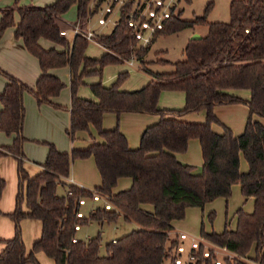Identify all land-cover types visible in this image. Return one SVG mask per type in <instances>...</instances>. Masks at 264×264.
<instances>
[{"label": "trees", "instance_id": "trees-1", "mask_svg": "<svg viewBox=\"0 0 264 264\" xmlns=\"http://www.w3.org/2000/svg\"><path fill=\"white\" fill-rule=\"evenodd\" d=\"M189 3L190 0H184ZM104 0H55L43 6L18 4L0 8V38L8 27L13 28L25 49L38 62L40 75L33 87L0 69L6 78L0 92V131L12 135L9 145L0 146V158L12 156L16 160L17 189L14 207L6 215L13 222V235L0 239V264H40L38 252L50 257L54 264H176L175 248L179 243L173 233V222L183 219L188 207H203L218 197L227 199L233 184L240 185L244 198H253V209L246 212L238 207L234 211L235 226L224 224L220 232H206L200 227V236L209 243L224 247L230 255L220 256L221 264H264V0H231L227 22H208L206 12L193 19L181 18V9L156 28L151 42L158 36L177 33L185 28L206 25L207 31L198 39H189L183 49L184 58L172 62L171 71H152L145 66V56L150 43L138 45L130 26L127 12L132 3L125 2L114 27L107 34L97 35L105 48L99 57L86 55L88 40L77 34L60 35L62 26L57 22L71 7L76 8L77 22L98 12ZM19 19L15 21L14 15ZM45 38L63 47L44 48L39 39ZM136 58L150 74V80L141 88L123 90L121 82L127 72H120L110 85L101 81L90 84L93 99L81 97L77 88L84 77L101 75L108 64L121 63ZM167 62L166 60H160ZM68 67L70 101V139L78 131L90 132L93 127L102 141L91 135L85 148L59 151L53 143L46 142L47 154L41 168L30 175L24 166L22 150L25 107L23 95L30 93L38 104L52 102L64 83L51 73L52 69ZM247 89L248 99L232 93ZM163 91H182L185 102L181 108H162L158 99ZM244 103L248 116L243 132L234 135L219 121L214 106ZM205 111L204 122H187L181 117L190 112ZM116 116L123 112L156 114L159 119L145 127L139 145L131 149L118 126L104 129L105 113ZM218 123L222 132L212 130ZM198 139L202 159L200 171L195 165L180 161L175 153L187 149L188 140ZM240 154L248 169L239 168ZM92 157L99 172L100 185L93 190L110 202L105 208L101 200H93L88 188L69 183L71 165L76 158ZM131 179L128 188L114 192L117 180ZM6 181L0 174V197ZM65 187L57 194V187ZM85 203L80 204L79 199ZM89 207L85 214L83 206ZM151 205L152 209H145ZM81 211L82 215L77 216ZM134 222L138 228L112 239L105 244V255H100L101 233L82 239L77 236L81 226L90 221L99 224L115 222L119 216ZM214 211L207 214L212 222ZM36 219L40 222V236L27 251L22 238L20 221ZM75 226H78L76 229ZM208 257L202 247L194 252L188 264H214L213 252ZM185 264V263H183Z\"/></svg>", "mask_w": 264, "mask_h": 264}, {"label": "rangeland", "instance_id": "rangeland-1", "mask_svg": "<svg viewBox=\"0 0 264 264\" xmlns=\"http://www.w3.org/2000/svg\"><path fill=\"white\" fill-rule=\"evenodd\" d=\"M15 0H0V8L4 7L5 5H12ZM231 0H190L189 3L185 2L184 0H180L178 7L181 9V18L183 19H193L195 16H200L204 13L205 9L208 7L206 12V20L208 22H227L229 20V4ZM6 3V4H2ZM18 4L21 5H34L39 6L34 3V0H18ZM104 3L101 4L103 7ZM103 5V6H102ZM43 6V5H41ZM99 17V13L96 12L91 17H89L85 22L81 25L84 28H90L91 30L95 31L97 35L107 34L112 30L114 27L113 22H109L104 26H101L97 23V18ZM113 21L118 19L117 13H112L110 15ZM76 8L75 6H71L63 16L57 20L58 24L64 27V30L68 31V37H73L70 33V25L76 22ZM207 31L206 25H198L193 28H185L177 33H173L166 36H158L153 42L150 43L149 50L145 56V66L152 70V71H171L173 66L172 62L182 60L184 58L183 49L189 39H191L192 35L198 33L200 35H204ZM9 33L11 37H15L12 32L11 27H8L4 31V35L6 36ZM19 40V39H17ZM42 43L44 46H48L52 42L42 38ZM5 45H8L7 41L5 40ZM140 45V44H138ZM9 46V45H8ZM7 49L0 52V60L5 65V68H9L13 72H17L19 75L28 77L31 73L32 65H37L36 61L33 57L29 54L27 55L28 58L19 59L16 55L9 51L6 52ZM103 52H105V48L98 42L89 41L86 47V55L89 57H99ZM160 60H166L167 62H161ZM2 69H5L0 65ZM68 67H63L59 71V77L61 81L64 83V87L60 91L57 101L61 104V107L57 108L51 105L52 107H48V110H45L44 107L47 106H38L35 102L33 96L26 92L23 96V102L25 106V120H24V134L29 138L23 144V149L26 156L30 159V162H27V165L30 166H37L35 163H43L46 157L47 145L41 136L45 133H48L54 136L56 142H52L57 148L67 150L68 152L71 150V146H80L85 144V142L90 139L89 132L85 133L86 135L81 136L75 134V138L73 140L70 139V136L66 133V128L69 126V112H68V105L70 101V89H69V81H68V74L66 73ZM6 70V69H5ZM66 71V72H64ZM127 72V77L121 82L120 88L125 89L131 88L132 90L141 88L144 86L151 78L150 74L144 70V67L139 62L138 59L134 58L132 63L130 64L128 60H124L121 63H114L108 64L103 67L101 75H89L84 77V84H81L77 88V94L79 96H83L85 98L93 99V95L90 89V84L96 81H101L104 85H110L114 82L115 78L120 72ZM5 81L4 75L0 72V91L3 87ZM238 91L245 92L249 98V90L247 89H240ZM242 99L246 100L244 97L241 96ZM173 101L165 100L164 104H172ZM182 107L185 102V97H183ZM180 101H174V104L178 105ZM232 104H239V103H232ZM244 103L239 104V109H243V115L241 110H235L229 112V116L232 119L233 129L238 130L241 132L243 130L244 121H245V114L247 110L244 108ZM169 105H167L168 107ZM175 106V105H174ZM178 107V106H176ZM181 107V106H180ZM55 108V109H54ZM105 116V115H104ZM223 116V115H221ZM224 116L227 117V115ZM107 117L109 120L107 122L111 123L112 125L118 126L119 122L115 115L113 114H106L102 120V126L104 125V121H106ZM198 119H201L202 122L205 121V114L203 111L197 114ZM219 117V116H218ZM220 118V117H219ZM228 118V117H227ZM221 120V119H220ZM200 121V122H201ZM260 121L264 123V119L260 118ZM129 125H132L131 122L127 121ZM212 127L216 129H220V125L218 123H212ZM120 129V128H119ZM93 137H96V133H91ZM138 136V141H139ZM7 141V135L0 131V143ZM89 160H86L88 159ZM88 163L92 164L93 171L97 175L98 171L97 168L91 160V157L87 158H76L73 162L75 166L76 173L79 175H85L88 171ZM241 166L247 167V162L245 161L244 157L242 156L241 159ZM25 164V165H26ZM197 172L200 171L201 165L195 166ZM4 175L6 185L3 190L4 196V203L3 206L6 207L8 204L10 205L13 199V195L16 191V166L13 162L10 164L3 165ZM26 168V167H25ZM27 170V169H26ZM28 171V170H27ZM29 173V171H28ZM30 174V173H29ZM90 174V170H89ZM66 181L69 182L68 178ZM237 184V183H236ZM88 188V187H87ZM93 189V188H88ZM65 193V187L58 186L57 187V194L61 195ZM101 204V202H92L89 203L87 206H83L82 211L86 214L88 212L89 207ZM242 206L243 209L251 210L252 209V200L248 199L246 201L243 200L239 185L231 187L230 196L226 199L223 197L216 198L211 203H208L204 206V209L201 210L199 207H188V210L185 211V215L183 219L179 220L175 226L177 228V232H186L190 235L196 236L200 238V220L203 222L204 230H213L215 232H220L223 230L224 224L227 223L228 227H233L235 223L234 211L237 207ZM1 209V207H0ZM213 209L214 217L212 222H210L207 217L206 213L208 210ZM2 211V210H1ZM3 212V211H2ZM2 216V215H1ZM0 216V217H1ZM10 218L7 216L4 218H0V237H5L6 234H11L10 238L13 235V225H11ZM12 221V220H11ZM30 221V220H28ZM39 223V222H38ZM30 222H26L22 230L25 232L23 233L25 241L27 240V247L30 249L32 245V241L35 238V228L34 225H29ZM40 227V226H39ZM138 228V225L134 222H127L123 219L120 215L115 222L110 223H103L99 224L96 221H90L87 225L81 226L80 230L77 232V236L82 239H87L89 237L95 236L97 232L100 231L101 233V244H100V255H105V244L115 238H119L120 236L130 232L132 229ZM38 234H40V228L38 229ZM172 235H176L175 231L171 233ZM8 236V235H7ZM40 236V235H38ZM23 238V237H22ZM5 239V238H4ZM23 239V241H24ZM2 243L0 242V245ZM207 244V243H206ZM3 247V244H2ZM2 248H0L1 251ZM28 249V250H29ZM27 250V251H28ZM228 253V252H226ZM220 256H224L221 252L218 253ZM230 255V253L228 254ZM36 258L40 264H54L53 260L46 256L43 252H40L36 255Z\"/></svg>", "mask_w": 264, "mask_h": 264}, {"label": "crops", "instance_id": "crops-1", "mask_svg": "<svg viewBox=\"0 0 264 264\" xmlns=\"http://www.w3.org/2000/svg\"><path fill=\"white\" fill-rule=\"evenodd\" d=\"M1 1H3V0H1ZM33 1V0H32ZM53 1H55V0H34V3L36 4V5H39V6H41V5H46V4H49V3H51V2H53ZM1 4V3H0ZM2 4H6V3H2ZM8 5V4H7ZM7 5H5V6H7ZM14 19H15V21H17L18 19H19V16H18V14L17 13H15V15H14ZM64 27H62V29H63ZM11 29H12V32H13V28L11 27ZM65 29V28H64ZM14 35V34H13ZM17 39H19V40H17ZM42 39V38H41ZM41 39H39V44L42 46V47H44V48H55V49H57V50H61V49H63V47L62 46H60V45H58V44H55V43H51V44H49L48 46H44V44L42 43V40ZM5 40L7 41V43H8V45H5ZM5 49H7L6 50V52H9V51H11V52H13L15 55H16V57H18L19 59L21 58V59H26V58H28V54L31 56V57H33L34 59H35V61H36V64L37 65H32V69H31V73L28 75V77L26 78V77H24V76H21V75H19L17 72H13V71H11L9 68H5V65L3 64V62L0 60V65L2 66V67H4L5 69H2L1 67H0V69L1 70H3L4 72H6V73H8L9 75H12V76H14V77H16V78H18L19 80H21L24 84H26L27 86H29V87H33L34 86V84H35V81H36V79L38 78V76L40 75V68H39V66H38V62H37V59L33 56V55H31L26 49H25V47H24V45H23V43H22V41H21V39L20 38H16V37H11V35H9V33L5 36L4 34L2 35V37L0 38V52H2L3 50H5ZM27 54V55H26ZM63 68V67H62ZM62 68H56V69H52L51 70V73L52 74H54V75H56L57 77H59V71L62 69ZM67 71V72H66ZM66 71H64V72H66L67 74H68V81H69V77H70V75H69V69H67ZM60 78V77H59ZM6 78H5V81H4V84H3V87H4V85H5V83H6ZM3 90V88L1 89V91ZM123 90H125V89H123ZM126 90H132L131 88H126ZM238 90H240V89H237V90H232L231 92L232 93H234V94H236V95H238V96H242V97H244L245 99H248L247 97H248V95H246V93L245 92H241V91H238ZM0 91V92H1ZM26 93V92H25ZM24 93V94H25ZM93 95V94H92ZM24 96V95H23ZM249 96H250V92H249ZM57 97L58 96H56V97H54V98H52V102H54V103H56V104H59V105H61L58 101H57ZM81 97H83V96H81ZM183 97H184V93L182 92V91H163V92H161V94H160V96H159V99H158V105L160 106V107H162V108H181L182 107V102L181 101H183ZM33 98H34V96H33ZM92 98H94V96L92 97ZM35 99V98H34ZM165 100H171V101H173L172 102V104H164L165 103ZM174 101H180V103L178 104V105H176V104H174ZM35 102L37 103V101H36V99H35ZM23 104H24V102H23ZM240 104V103H239ZM239 104H220V105H216V106H214V113H215V115H216V117L219 119V121L221 122V123H223L225 126H227V127H229L230 129H231V131L233 132V134L234 135H239V134H241L242 132H243V130H241V132H238V130H234L233 129V123H232V119L230 118V116H229V112H231V111H235V110H241V113H242V115L244 114L243 113V109H239ZM37 105L38 106H40V105H42V106H47V107H44V109L45 110H48L47 108L50 106V107H52L51 106V104H48V103H41V104H38L37 103ZM167 105H169L168 107H167ZM175 105V106H174ZM176 106H178V107H176ZM181 106V107H180ZM25 107V106H24ZM0 108H1V104H0ZM244 108H245V110H247V113L245 114L246 116H245V121H244V125H245V122H246V119H247V116H248V106L245 104L244 105ZM55 109V108H54ZM201 111H203L204 112V114H205V111L204 110H200V111H197V112H190V113H187V114H185V115H183L182 117H181V119L182 120H184V121H187V122H200L201 121V119H198V117H197V114L199 113V112H201ZM224 113H225V115H227V117L226 116H224ZM106 114H113V115H115L114 113H105L104 115L106 116ZM103 115V117H105ZM221 115H223V116H221ZM220 118H219V117ZM115 117L118 119V120H120V124H119V128H120V131L125 135V137H126V139H127V142H128V146H129V148H131V149H134V148H137L138 147V145H139V141H138V136L140 135L141 136V134H142V132H143V130L145 129V127H147L148 125H151V124H153V123H155L158 119H159V117H158V115H156V114H148V113H135V112H123V113H121L120 115H118V116H116L115 115ZM253 118H255V119H257V120H259L260 121V118L261 117H258V116H254L253 115ZM221 119V120H220ZM264 119V118H263ZM24 120H25V117H24ZM102 120H103V118H102ZM107 120H109V117H107V119H106V121H104V125H103V128L104 129H111V128H113L114 126L112 125V122L111 123H109V122H107ZM127 121H129V122H131L132 123V125H129L128 124V122ZM202 122V121H201ZM261 122V121H260ZM263 125H264V123L263 122H261ZM211 128H212V130H214L215 132H218V133H221L222 132V127H220V129H216V128H214V127H212L211 126ZM243 129H244V126H243ZM66 130V129H65ZM90 132L88 133L89 134V136L91 137V133H93L94 134V128L93 127H91L90 128V130H89ZM22 132H23V135L26 137V140H29V138L24 134V122H23V129H22ZM85 133H87L86 131H78L77 132V135H81V136H84V135H86ZM95 133H96V131H95ZM96 135H97V133H96ZM93 136V135H92ZM12 135H7V141L5 140V142H3V143H0V146H2V145H9L10 143H11V141H12ZM42 138H43V140L44 141H46V140H48L49 142L50 141H54V142H56V140H55V138H54V136H52V135H50V134H48V133H45L43 136H41ZM97 141H102V138L101 137H99L98 135L96 136V137H94ZM25 140V141H26ZM139 140H140V137H139ZM24 141V142H25ZM90 142H91V138L90 139H88L86 142H85V144H83V145H80V146H74V145H72L71 146V149L72 148H85L86 146H88L89 144H90ZM50 143H52V142H50ZM24 144V143H23ZM57 148V147H56ZM59 151H65V152H68L67 150H63V149H59V148H57ZM22 150H23V153H24V157H25V161H24V166L26 167V169L29 171V173H30V175H34L36 172H38L39 171V169L41 168V166H40V164L41 163H38V162H36L35 164L37 165L36 167L34 166H30V165H27L26 163L27 162H30V159L26 156V154H25V152H24V149H23V147H22ZM46 153H47V151H46ZM175 156L180 160V161H182V162H185V163H189V164H193V165H195V166H197V165H201L202 164V162H203V159H202V153H201V147H200V143H199V141H198V139H196V138H191V139H189L188 140V144H187V149L184 151V152H177V153H175ZM241 159H242V154H240V158H239V160H240V162H239V168H240V170L241 171H246L247 169H248V165H247V167H242L241 166ZM86 160H89V158L88 159H86ZM91 160H93V158L91 157ZM10 162H13V164L16 166V160L12 157V156H4V157H1L0 158V174H1V176L4 178L5 177V175H4V170H3V165L6 163V164H10ZM74 162V161H73ZM73 162H72V165H71V171H70V177H68V180H70V183H74V184H76V185H80V186H82V187H84V188H94V187H96V186H98V185H100V182H101V178H100V175H99V172L97 173V175L94 173V171H93V166H92V164H90V163H88V169H87V173L85 174V175H79L78 173H76V169H75V166L73 165ZM93 162H94V160H93ZM26 164V165H25ZM95 164V163H94ZM96 166V165H95ZM89 170H90V174H89ZM98 171V170H97ZM5 179V178H4ZM16 180H17V178H16ZM130 184H131V179L130 178H128V177H122V178H119L118 180H117V183H116V186L113 188V191L114 192H116V191H119V190H123V189H126V188H128L129 186H130ZM237 186V184H233L232 185V187L233 186ZM239 185V184H238ZM239 188H240V185H239ZM16 189H17V185H16ZM15 193H16V191H15ZM15 193H14V195H13V199H12V202H11V204L9 205L8 204V206H6V207H4L3 206V203H4V196H3V193H2V195H1V197H0V207H1V210L4 212V213H7V212H10L12 209H13V207H14V197H15ZM243 197V196H242ZM219 198V197H218ZM225 199V198H224ZM248 199H251L252 200V209H253V198H251V197H249V198H244L243 197V200L244 201H246V200H248ZM215 200V199H214ZM227 200V199H226ZM212 202V201H211ZM211 202H208V203H211ZM208 203H206V204H208ZM205 204V205H206ZM204 205V206H205ZM204 206L203 207H199L201 210H203L204 209ZM144 207H145V209H147V210H151L152 209V206L151 205H144ZM239 207H241V208H243L242 206H239ZM238 208V207H237ZM236 208V209H237ZM252 209L251 210H247V209H243L244 211H246V212H251L252 211ZM186 210H188V208H186ZM185 210V211H186ZM211 211H213V209H210V210H208L207 211V213H206V217H207V214L209 213V212H211ZM5 217H7L6 215H2L0 218H4L5 219ZM28 220H30V221H28ZM179 220H177V221H174L173 222V226H174V229H173V231H175V234L177 233V228H176V226H175V224L178 222ZM10 222H11V225H13V222L10 220ZM26 222H30V224L29 225H31V224H33L34 225V228H35V233H34V237L35 238H33L34 240L35 239H37L39 236L38 235H40V234H38V229L40 228V231H41V226H40V222L38 221V220H36V219H29V218H25V219H22L21 220V227L23 228V225L25 226V224H26ZM39 222V223H38ZM227 224V223H226ZM201 225H203V222H202V220H200V227H201ZM40 226V227H39ZM234 226H235V223H234ZM234 226L233 227H231V228H234ZM206 232H210V231H212V230H205ZM23 233H25L23 230H22V237H23V239H24V236H23ZM199 233H200V230H199ZM8 235V236H7ZM11 234H6V236L5 237H0V239H4V238H6V237H9ZM33 240V241H34ZM32 241V242H33ZM31 242V243H32ZM24 244H25V248H26V250H28L29 248L27 247V240L25 241V239H24ZM0 248H3L2 247V244L0 245ZM40 252H38L37 254H39ZM36 254V255H37Z\"/></svg>", "mask_w": 264, "mask_h": 264}, {"label": "built area", "instance_id": "built-area-1", "mask_svg": "<svg viewBox=\"0 0 264 264\" xmlns=\"http://www.w3.org/2000/svg\"><path fill=\"white\" fill-rule=\"evenodd\" d=\"M130 1L132 3L131 9L127 12V25L131 27L135 38L140 45H147L151 41L152 34L156 28L163 26V21L168 18L173 12H177L180 8L178 7L180 0H104V6L98 10L99 17L97 23L101 26L106 25L109 22L116 24L117 20L113 21L110 15L112 13L120 14L122 5ZM70 33L72 36L81 35L88 41H95L100 43L97 38L95 31L90 28H84L79 22H74L70 25ZM60 35L68 37V31L62 29ZM101 44V43H100ZM134 58H130L128 61L131 64ZM70 183V180H69ZM79 187H82L78 185ZM92 192L93 200H101L105 208H110V202L106 197L102 196L97 191L90 189ZM80 204H84V199H79ZM82 212L78 211L77 216H81ZM77 229L78 226H75ZM176 237L179 243L176 245V253L183 254L182 256H176L174 262L176 264H188L194 260V252L202 247V254L204 257L210 256L213 252L216 256L214 264H221L219 252L228 255L224 247L215 246L212 243L206 241L203 237L200 238L190 235L186 232H177ZM207 243V244H206ZM228 252V253H226Z\"/></svg>", "mask_w": 264, "mask_h": 264}, {"label": "water", "instance_id": "water-1", "mask_svg": "<svg viewBox=\"0 0 264 264\" xmlns=\"http://www.w3.org/2000/svg\"><path fill=\"white\" fill-rule=\"evenodd\" d=\"M200 37H201L200 34L195 33V34L192 35L191 39H198V38H200Z\"/></svg>", "mask_w": 264, "mask_h": 264}]
</instances>
